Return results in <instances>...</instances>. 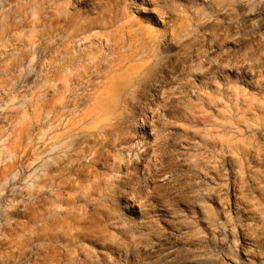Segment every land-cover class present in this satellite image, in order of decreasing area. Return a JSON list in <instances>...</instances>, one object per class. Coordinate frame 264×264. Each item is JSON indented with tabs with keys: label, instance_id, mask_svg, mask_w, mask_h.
Masks as SVG:
<instances>
[{
	"label": "rangeland",
	"instance_id": "1",
	"mask_svg": "<svg viewBox=\"0 0 264 264\" xmlns=\"http://www.w3.org/2000/svg\"><path fill=\"white\" fill-rule=\"evenodd\" d=\"M152 3L0 0V264H264V0Z\"/></svg>",
	"mask_w": 264,
	"mask_h": 264
},
{
	"label": "bare ground",
	"instance_id": "2",
	"mask_svg": "<svg viewBox=\"0 0 264 264\" xmlns=\"http://www.w3.org/2000/svg\"><path fill=\"white\" fill-rule=\"evenodd\" d=\"M163 14H166V13H164L162 10H161V11L159 10V13H157L158 18L163 19V18H162V17H164ZM166 15H168V14H166ZM247 156H251V153H250L249 155H247ZM254 156H255V155H254ZM255 158H258L259 160H262V159H264V154H263V153H258V155H257ZM253 178H254V179H258V178H259L257 172H254V174H253ZM241 184H242V186H241L242 188L247 186V185H246L245 175L241 178ZM243 190H244V189H242L241 193L244 192ZM133 250H134V249L130 248L128 251H129V252H132ZM127 264H130V263L128 262Z\"/></svg>",
	"mask_w": 264,
	"mask_h": 264
},
{
	"label": "snow or ice",
	"instance_id": "3",
	"mask_svg": "<svg viewBox=\"0 0 264 264\" xmlns=\"http://www.w3.org/2000/svg\"><path fill=\"white\" fill-rule=\"evenodd\" d=\"M127 3L136 6L138 3V0H126ZM148 10L151 12V9L155 7V4L152 3V0H147Z\"/></svg>",
	"mask_w": 264,
	"mask_h": 264
}]
</instances>
